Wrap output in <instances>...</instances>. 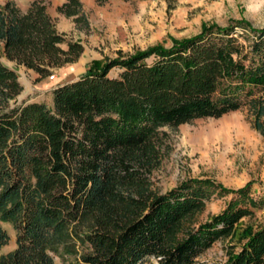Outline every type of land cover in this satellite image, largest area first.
<instances>
[{"label": "trees", "instance_id": "trees-1", "mask_svg": "<svg viewBox=\"0 0 264 264\" xmlns=\"http://www.w3.org/2000/svg\"><path fill=\"white\" fill-rule=\"evenodd\" d=\"M56 10L80 20L78 0ZM64 42L40 1L23 11L11 0L0 5V57L46 77L80 57L79 44L63 50ZM21 90L0 61V249L8 241L1 224L14 229L16 244L0 264H198L264 203L249 197V184L226 190L197 178L159 193L149 178L164 127L248 107L264 138V26L232 20L169 46L93 60L54 88L51 106H8ZM219 192L236 199L185 228ZM226 253L221 264H264V224Z\"/></svg>", "mask_w": 264, "mask_h": 264}, {"label": "rangeland", "instance_id": "rangeland-1", "mask_svg": "<svg viewBox=\"0 0 264 264\" xmlns=\"http://www.w3.org/2000/svg\"><path fill=\"white\" fill-rule=\"evenodd\" d=\"M5 1L0 0V5ZM11 1L23 11L36 0ZM38 1L45 6L57 32L63 35L65 42L60 48L66 50L70 42L79 44L82 51L75 62L51 69L46 77L0 57L2 64L17 74L22 89L8 101L10 107L24 101L51 106L54 88L77 79L93 60L127 57L154 45L169 46L172 40L189 38L203 26L223 27L232 20H245L253 28L264 26V0H78L81 12L77 22L56 10L65 0ZM117 73V69H112L108 76L116 77ZM253 123V114L243 107L220 118L196 119L175 128H162L159 157L149 174L151 189L164 193L182 181L197 178L214 181L226 190L249 184V197L260 202L264 198V138ZM234 199L236 195L232 193L214 194L201 211L184 221L185 228L204 223ZM263 224L264 203L239 220L230 235L215 241L197 260L198 264L224 263L226 252L230 248L236 251L245 233ZM1 226L8 241L0 255L16 246L14 229L7 224ZM55 262L83 264L76 257L56 258Z\"/></svg>", "mask_w": 264, "mask_h": 264}, {"label": "built area", "instance_id": "built-area-1", "mask_svg": "<svg viewBox=\"0 0 264 264\" xmlns=\"http://www.w3.org/2000/svg\"><path fill=\"white\" fill-rule=\"evenodd\" d=\"M49 78H50V79H53L54 77H53V76H50Z\"/></svg>", "mask_w": 264, "mask_h": 264}]
</instances>
